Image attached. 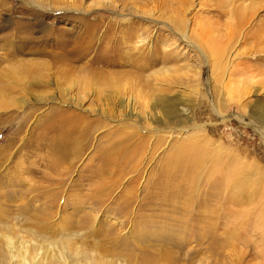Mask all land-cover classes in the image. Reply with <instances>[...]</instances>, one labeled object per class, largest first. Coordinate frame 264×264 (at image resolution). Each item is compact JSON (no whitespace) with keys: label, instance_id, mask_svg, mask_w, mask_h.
I'll list each match as a JSON object with an SVG mask.
<instances>
[{"label":"rangeland","instance_id":"1","mask_svg":"<svg viewBox=\"0 0 264 264\" xmlns=\"http://www.w3.org/2000/svg\"><path fill=\"white\" fill-rule=\"evenodd\" d=\"M255 29L264 0H0V264H264Z\"/></svg>","mask_w":264,"mask_h":264},{"label":"bare ground","instance_id":"2","mask_svg":"<svg viewBox=\"0 0 264 264\" xmlns=\"http://www.w3.org/2000/svg\"><path fill=\"white\" fill-rule=\"evenodd\" d=\"M255 3V2H254ZM257 3V2H256ZM248 11V12H247ZM247 11L246 12H243L241 15H238L237 17V20L240 22V21H244L245 19L246 20H248L250 17H251V15L253 14V12H254V7H251V8H249V9H247ZM139 30V29H138ZM135 31H137V30H135ZM133 33V32H132ZM252 36H253V38H256L257 40H258V43H257V45H255V46H253V47H250V49H248V50H250V52H249V54L248 55H254V54H264V47H259V45L261 46L262 44L264 45V29H260L259 31L257 30V29H255L253 32H252V34H251ZM129 36H131V37H133L134 35L133 34H130ZM122 38L123 39H125V36H122ZM250 38H251V36H250ZM198 43L199 44H201V45H198L201 49H203V38L201 37V36H199V41H198ZM207 42H205V46L206 47H208L207 46ZM216 46V45H215ZM215 46H213L212 48H211V52H212V57H215V56H217V64L219 65V64H221L222 62H223V60H224V58L226 57V55H225V57L223 58V55L228 51V50H226L227 48L229 49V47L228 46H224V45H218V47L220 48L219 50H217L216 48H214ZM214 48V49H213ZM226 48V49H225ZM251 50H252V52H251ZM127 51V50H126ZM125 51V52H126ZM140 52V51H139ZM143 52V51H142ZM141 52V53H142ZM205 52V51H204ZM203 52V50L201 51V53L203 54L204 53ZM247 52V51H246ZM246 54V53H245ZM205 55H206V52H205ZM206 57V56H205ZM162 58V57H161ZM222 58H223V60H222ZM253 59V58H252ZM162 60V59H161ZM160 60V61H161ZM164 60V59H163ZM163 60H162V62H163ZM159 61V62H160ZM150 62H152V61H150ZM215 62H216V60H215ZM146 65V64H145ZM220 66V65H219ZM147 68V67H146ZM142 69H144V67L142 66H140V67H137L136 66V68H135V70L136 71H141ZM259 68L256 66V65H249L245 70H246V72H247V74L249 75V77H248V75L246 76L247 77V82H246V84L243 86V89H242V98H243V96H244V98H247V97H250V94H252L254 91H255V89L256 88H258V86H260L261 85V88H264V80L263 81H258L257 79H255V77H254V75H253V72L254 71H256V70H258ZM243 70V69H242ZM261 71H263V74H264V70H261ZM23 72V71H22ZM256 73V72H255ZM118 74V73H117ZM245 74V73H244ZM256 74H258V73H256ZM96 74H93L92 76H86L85 77V79H84V83L85 84H87L88 85V83H90L91 81H95V83L96 82H99L100 80H98V77H100L101 76V74H98L97 76H95ZM253 75V76H252ZM124 76V75H123ZM103 79V84L105 85L106 83H108V84H112V83H117L120 79V77L121 76H119V75H117V76H115V77H112V76H105V75H103V76H101ZM245 83V82H244ZM102 83H101V85H103ZM162 85V84H161ZM160 85V86H161ZM160 86L159 87H157L156 89H155V92L156 93H161V88H160ZM255 86H257V87H255ZM86 87V86H85ZM257 90V89H256ZM119 93V92H118ZM117 93V94H118ZM116 94V95H117ZM116 95H113V96H116ZM154 94H151V96H153ZM157 96H155V99H154V102L152 103V105H150V107H152V109L153 110H157V109H160V108H163L164 107V100H166V98H165V96L163 95H161L160 96V94H156ZM114 101H116L118 104L121 102H119V98H118V95L115 97V99H114ZM166 103V102H165ZM121 104V105H120ZM119 105L120 106H122V103H120ZM240 104H241V102H240ZM10 105H12V102L10 101V100H8L7 99V97H4V96H1V98H0V109H2V108H6L7 106H10ZM250 103H248V102H246V103H244V106H242V109H241V111L243 112V113H246V108H250L251 110H250V113H247V117H249L250 119H252V121L253 122H255V123H261V124H264V102H256V104H255V106H253V105H251ZM143 107H149V104L147 103V104H145V105H143ZM220 110V109H219ZM218 110V108H216L215 107V109H214V112L217 114V115H220V111ZM235 117V116H234ZM237 118V117H236ZM240 122H242V124L243 125H250V123L248 122V120H244V118H240V117H238L237 118ZM79 120V119H78ZM77 120V121H78ZM74 121V120H73ZM62 122H64V121H62ZM260 132V131H259ZM260 134V133H259ZM262 134V133H261ZM196 146V145H195ZM198 154V153H197ZM200 155H198V157H199ZM201 157V156H200ZM213 226V225H212ZM216 231V230H215ZM216 240V239H215ZM217 242V241H216ZM216 244H218V243H216ZM210 246V245H209ZM216 246H218V245H216ZM215 246V247H216ZM213 247V246H212ZM216 250V249H215ZM211 252V251H210ZM218 253V252H217ZM227 254V253H226ZM225 255V254H224ZM214 256V255H213ZM223 262H225V261H223ZM224 264V263H223Z\"/></svg>","mask_w":264,"mask_h":264}]
</instances>
